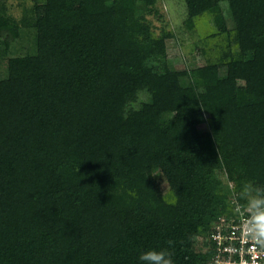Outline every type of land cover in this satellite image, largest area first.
Wrapping results in <instances>:
<instances>
[{"label": "trees", "instance_id": "obj_1", "mask_svg": "<svg viewBox=\"0 0 264 264\" xmlns=\"http://www.w3.org/2000/svg\"><path fill=\"white\" fill-rule=\"evenodd\" d=\"M30 1L0 0V264H211L264 187V0ZM169 1L225 37L204 65L174 69Z\"/></svg>", "mask_w": 264, "mask_h": 264}, {"label": "rangeland", "instance_id": "obj_2", "mask_svg": "<svg viewBox=\"0 0 264 264\" xmlns=\"http://www.w3.org/2000/svg\"><path fill=\"white\" fill-rule=\"evenodd\" d=\"M10 1L11 8H13L11 14L16 19L20 18L22 8L31 5L30 0ZM160 4V12L164 16L163 19L158 21L155 18H151V21L156 27L157 33L159 32V28L164 24L168 25L167 28L175 35L173 39L167 41L168 57L174 69L204 65L205 58L200 54V49L207 50L208 53L215 55L225 45L226 40L224 36L207 38L209 30L206 25V19L197 21L196 27L191 31L184 26L186 7L182 1H169ZM161 21L164 22L162 23ZM20 49L19 46H14L11 49V54H19L20 52L22 54L24 49L22 51ZM198 129L200 132H204L207 130V126L200 125ZM159 185L163 193L167 192L168 186L164 180L160 179Z\"/></svg>", "mask_w": 264, "mask_h": 264}, {"label": "clouds", "instance_id": "obj_3", "mask_svg": "<svg viewBox=\"0 0 264 264\" xmlns=\"http://www.w3.org/2000/svg\"><path fill=\"white\" fill-rule=\"evenodd\" d=\"M244 193V203L237 204L240 231L245 242L251 243L254 252L264 253V187L246 185ZM127 194L136 198L134 191ZM173 244L174 242L169 240L166 247L140 250L138 264H175Z\"/></svg>", "mask_w": 264, "mask_h": 264}, {"label": "built area", "instance_id": "obj_4", "mask_svg": "<svg viewBox=\"0 0 264 264\" xmlns=\"http://www.w3.org/2000/svg\"><path fill=\"white\" fill-rule=\"evenodd\" d=\"M237 213V206L234 208ZM214 244L211 264H264V253L254 252L240 231V216L221 217L211 235Z\"/></svg>", "mask_w": 264, "mask_h": 264}]
</instances>
